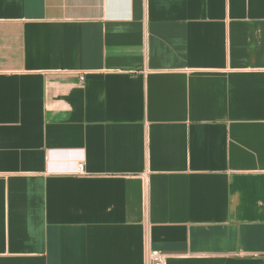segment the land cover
I'll list each match as a JSON object with an SVG mask.
<instances>
[{"label":"crops","instance_id":"obj_1","mask_svg":"<svg viewBox=\"0 0 264 264\" xmlns=\"http://www.w3.org/2000/svg\"><path fill=\"white\" fill-rule=\"evenodd\" d=\"M147 241L264 264V0H0V264Z\"/></svg>","mask_w":264,"mask_h":264},{"label":"built area","instance_id":"obj_2","mask_svg":"<svg viewBox=\"0 0 264 264\" xmlns=\"http://www.w3.org/2000/svg\"><path fill=\"white\" fill-rule=\"evenodd\" d=\"M80 79L82 80V77H80ZM79 169H81V167H79ZM144 259V264H166L167 254L163 251L152 248L147 241Z\"/></svg>","mask_w":264,"mask_h":264}]
</instances>
